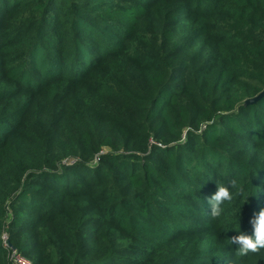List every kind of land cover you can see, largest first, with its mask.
<instances>
[{
    "label": "trees",
    "instance_id": "1",
    "mask_svg": "<svg viewBox=\"0 0 264 264\" xmlns=\"http://www.w3.org/2000/svg\"><path fill=\"white\" fill-rule=\"evenodd\" d=\"M263 91L264 0H0V264H264Z\"/></svg>",
    "mask_w": 264,
    "mask_h": 264
},
{
    "label": "clouds",
    "instance_id": "2",
    "mask_svg": "<svg viewBox=\"0 0 264 264\" xmlns=\"http://www.w3.org/2000/svg\"><path fill=\"white\" fill-rule=\"evenodd\" d=\"M212 181V180H208ZM216 185V191L210 197H206L204 202L207 205L208 214L212 218H219L224 214L225 205L231 204L237 199L242 201L238 207V212L233 219V223L238 225V235L227 239L231 245H236L240 256H247L249 253L258 254L264 250V208H261L253 218L250 219L251 234H244L239 232V212L243 204H245L250 197L244 188L238 187L236 181L230 182L228 185L221 183ZM203 187V186H202ZM200 189V188H199ZM199 189L193 193L195 194ZM235 189V191H233ZM196 197V196H195ZM199 200V199H198Z\"/></svg>",
    "mask_w": 264,
    "mask_h": 264
},
{
    "label": "built area",
    "instance_id": "3",
    "mask_svg": "<svg viewBox=\"0 0 264 264\" xmlns=\"http://www.w3.org/2000/svg\"><path fill=\"white\" fill-rule=\"evenodd\" d=\"M2 248L7 251V258L10 264H30L16 249L10 246L7 235L2 237Z\"/></svg>",
    "mask_w": 264,
    "mask_h": 264
},
{
    "label": "water",
    "instance_id": "4",
    "mask_svg": "<svg viewBox=\"0 0 264 264\" xmlns=\"http://www.w3.org/2000/svg\"><path fill=\"white\" fill-rule=\"evenodd\" d=\"M264 97V91L259 93L257 96L253 97V98H250V99H247L245 100L244 102V105L245 106H248V105H252V104H255L257 103L260 99H262Z\"/></svg>",
    "mask_w": 264,
    "mask_h": 264
}]
</instances>
